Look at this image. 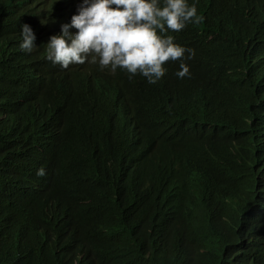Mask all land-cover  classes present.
Listing matches in <instances>:
<instances>
[{
    "label": "trees",
    "instance_id": "obj_1",
    "mask_svg": "<svg viewBox=\"0 0 264 264\" xmlns=\"http://www.w3.org/2000/svg\"><path fill=\"white\" fill-rule=\"evenodd\" d=\"M77 1L0 0V264H264V0H187L155 84L46 59Z\"/></svg>",
    "mask_w": 264,
    "mask_h": 264
},
{
    "label": "clouds",
    "instance_id": "obj_2",
    "mask_svg": "<svg viewBox=\"0 0 264 264\" xmlns=\"http://www.w3.org/2000/svg\"><path fill=\"white\" fill-rule=\"evenodd\" d=\"M75 6L78 14L71 17L69 12L65 23L45 42L46 59L64 69L98 60L101 68H121L132 76L139 73L155 84L165 75L167 62L183 61L186 51L188 59L195 56L193 49L175 44L173 37L158 34V30L179 32L188 22H202L196 6H189L187 0H164L163 6L159 0H78ZM73 28L77 30L74 35ZM21 37V50L31 53L36 37L27 24L22 26ZM180 69L178 78L189 75L185 63H180ZM44 175L42 167L37 176Z\"/></svg>",
    "mask_w": 264,
    "mask_h": 264
},
{
    "label": "bare ground",
    "instance_id": "obj_3",
    "mask_svg": "<svg viewBox=\"0 0 264 264\" xmlns=\"http://www.w3.org/2000/svg\"><path fill=\"white\" fill-rule=\"evenodd\" d=\"M116 97H117V95H116ZM117 101H119L118 97H117Z\"/></svg>",
    "mask_w": 264,
    "mask_h": 264
}]
</instances>
